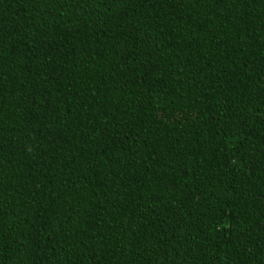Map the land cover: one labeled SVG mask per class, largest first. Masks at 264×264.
<instances>
[{
    "label": "trees",
    "instance_id": "obj_1",
    "mask_svg": "<svg viewBox=\"0 0 264 264\" xmlns=\"http://www.w3.org/2000/svg\"><path fill=\"white\" fill-rule=\"evenodd\" d=\"M0 264H264V0H0Z\"/></svg>",
    "mask_w": 264,
    "mask_h": 264
}]
</instances>
